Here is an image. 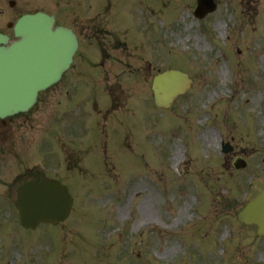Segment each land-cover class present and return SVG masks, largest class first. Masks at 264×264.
I'll return each mask as SVG.
<instances>
[{
	"label": "rangeland",
	"instance_id": "1",
	"mask_svg": "<svg viewBox=\"0 0 264 264\" xmlns=\"http://www.w3.org/2000/svg\"><path fill=\"white\" fill-rule=\"evenodd\" d=\"M0 1V30L14 38L6 23L16 12ZM20 2L58 12L59 22L68 24L80 15L75 7L81 17L96 16L103 56L107 52L100 71L111 80L98 85L92 72L88 80L94 81L71 99L84 106L71 112L76 128L50 127V168L63 162L69 140L84 141L89 171L62 176L74 196L70 217L59 226L0 232L7 238L6 248L0 242V264H264L258 262L264 239L237 221L264 185V0H217V10L202 19L194 14L195 0H96L98 8L86 0ZM83 32L79 57L87 63L97 52L99 61L101 49ZM223 65L231 85L218 73ZM169 68L189 73L193 83L162 110L153 103L151 84ZM52 90L58 91L42 97L50 95L55 104L32 110L43 122L56 114L62 120L68 105L61 86ZM138 90L145 99H138ZM253 91L259 102L250 109ZM96 99L110 107L99 127ZM34 129L43 131L42 125ZM222 141L231 143L230 153H223ZM21 158L28 163V156ZM43 158L29 164L40 168ZM239 158L245 168H236ZM138 218L144 219L140 226Z\"/></svg>",
	"mask_w": 264,
	"mask_h": 264
},
{
	"label": "water",
	"instance_id": "2",
	"mask_svg": "<svg viewBox=\"0 0 264 264\" xmlns=\"http://www.w3.org/2000/svg\"><path fill=\"white\" fill-rule=\"evenodd\" d=\"M214 8V0H199L198 14L204 16ZM53 23L50 17L48 24L42 14L26 16L24 27L14 29L20 40L9 45L10 38L0 33V117L28 110L38 92L58 82L70 67L77 47L75 37L68 29H52ZM189 84L187 75L180 71L158 75L153 85L157 103L169 106ZM20 199L26 227L41 222L57 224L69 216L73 204L68 188L51 180L24 186ZM239 219L256 224L259 234L264 235V190L246 206Z\"/></svg>",
	"mask_w": 264,
	"mask_h": 264
},
{
	"label": "flooded vegetation",
	"instance_id": "3",
	"mask_svg": "<svg viewBox=\"0 0 264 264\" xmlns=\"http://www.w3.org/2000/svg\"><path fill=\"white\" fill-rule=\"evenodd\" d=\"M1 2V1H0ZM15 5L8 7L10 0H4L5 6L9 12L15 11V21L26 13L33 12V9L37 6H33L34 3L27 4L25 8L20 0H15ZM3 6V4H2ZM0 6V7H2ZM19 9V10H18ZM2 13V10H0ZM50 14V12H49ZM58 21V17L56 15ZM73 23L75 24L73 29L78 34L80 42L83 39V31L88 30L91 38L97 42L96 45H102L103 49L106 47L103 45V29L97 22L95 16L74 18ZM100 35V37H99ZM102 49V48H100ZM77 53L75 60L78 58L79 68L72 74L75 75L78 80H67L65 87L68 88L66 93L77 92L78 89L84 86L83 81L86 77L87 66L86 58L79 57ZM105 57L107 52L104 53ZM107 58V57H106ZM74 70V69H73ZM150 71V67H149ZM83 74V75H82ZM81 77V78H79ZM50 94V90L48 91ZM40 102V101H39ZM45 103L50 105V95L47 99L41 100V104ZM44 108L49 107L42 105ZM36 125H46L47 129L50 130V122H43L39 115H23L19 119H6L0 120V232L3 234L5 230H16L18 228L19 212L17 210L18 191L25 182L34 180L40 176V171L36 164L30 165L29 163L37 158L38 146L35 142L32 130ZM21 132L26 134L25 137ZM50 134V132H49ZM26 144H29V152H26ZM46 149H50V141L46 144ZM23 151L25 153L23 154ZM36 152V155L34 154ZM22 155L28 156V163H22ZM0 234V240L6 238V235ZM11 234V232H10Z\"/></svg>",
	"mask_w": 264,
	"mask_h": 264
},
{
	"label": "bare ground",
	"instance_id": "4",
	"mask_svg": "<svg viewBox=\"0 0 264 264\" xmlns=\"http://www.w3.org/2000/svg\"><path fill=\"white\" fill-rule=\"evenodd\" d=\"M218 73L220 74V76H221V78H223L224 80H226V79H228V81L229 80H231V74H230V72H229V70H227L226 69V67H225V65H223L221 68H220V70H218ZM229 84L231 85V82L229 81ZM252 94H253V98H252V100H250V103L249 104H251V106H250V109H253V107L255 108V107H257L258 106V96H257V93H256V91H253L252 92ZM213 94H211V96H212ZM256 96H257V98H256ZM206 132V131H205ZM204 133V132H203ZM181 157H182V154H181V149L178 147L176 150H175V156H174V160L176 161V162H179V160L181 159ZM183 210V213L184 212H186L187 211V207L184 209H182ZM140 215L142 216V217H144V216H146V214H145V212L143 211V210H141L140 211ZM152 219V217H147V222L148 221H150ZM144 222V219H141V218H138L137 219V224L140 226L142 223Z\"/></svg>",
	"mask_w": 264,
	"mask_h": 264
}]
</instances>
